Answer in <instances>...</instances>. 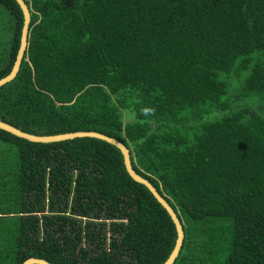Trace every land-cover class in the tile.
<instances>
[{
    "label": "trees",
    "instance_id": "1",
    "mask_svg": "<svg viewBox=\"0 0 264 264\" xmlns=\"http://www.w3.org/2000/svg\"><path fill=\"white\" fill-rule=\"evenodd\" d=\"M25 2L0 121L124 143L182 223L175 264H264V0ZM22 24L0 0V79ZM176 239L115 146L0 130V264H163Z\"/></svg>",
    "mask_w": 264,
    "mask_h": 264
},
{
    "label": "water",
    "instance_id": "2",
    "mask_svg": "<svg viewBox=\"0 0 264 264\" xmlns=\"http://www.w3.org/2000/svg\"><path fill=\"white\" fill-rule=\"evenodd\" d=\"M14 1L18 5L23 17V24L19 39V50L11 73L6 77L0 79V89L5 87V85L13 81L18 76L21 69V63L28 46V34H29V26L31 23V12L25 0H14ZM0 130H3L18 138L27 140L28 142H32V143L49 144V143H58V142L74 140L78 138H96L98 140L104 141L118 148L123 155L124 165L129 176L134 180L135 183L145 187L151 193V195L155 197V199L167 211V213L169 214V216L173 221L177 233L176 244L172 254L168 258V260H166V262H164L163 264H175V262L177 261L176 259L180 254V251L182 249L185 240V232L182 223L179 220L174 209L171 207L169 202L160 194L158 189L154 185H152L148 179H146L145 177L141 176L136 172L132 164L130 149L124 143H122L116 138L107 136L105 134L96 131H78V132L55 134V135H34L24 132L15 126L8 123H4L2 121H0ZM23 264H51V263H49L44 259L32 257L24 261Z\"/></svg>",
    "mask_w": 264,
    "mask_h": 264
},
{
    "label": "rangeland",
    "instance_id": "3",
    "mask_svg": "<svg viewBox=\"0 0 264 264\" xmlns=\"http://www.w3.org/2000/svg\"><path fill=\"white\" fill-rule=\"evenodd\" d=\"M12 35V33L10 34V36ZM231 77V76H230ZM231 80H232V82L234 81V78H230ZM232 91L230 90V93H231ZM253 101V100H252ZM243 103H238V104H233L232 106H233V108H236V107H239V106H241ZM249 106H251V107H256V105H251V104H249ZM133 118L132 117H129V116H127L126 115V118H125V120H126V122H128V121H131Z\"/></svg>",
    "mask_w": 264,
    "mask_h": 264
}]
</instances>
